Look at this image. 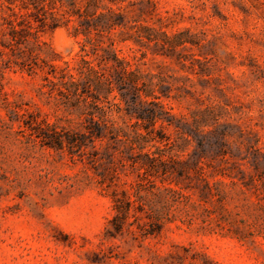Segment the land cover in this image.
<instances>
[{
  "label": "rangeland",
  "instance_id": "obj_1",
  "mask_svg": "<svg viewBox=\"0 0 264 264\" xmlns=\"http://www.w3.org/2000/svg\"><path fill=\"white\" fill-rule=\"evenodd\" d=\"M115 1L109 5L122 16L111 33L116 57L164 77L170 93L160 101L177 120L222 108L220 123L231 126L228 157L209 161L206 148L202 192L186 187L195 180L152 179L143 208L133 203L116 232V190L136 180L129 167L116 174V143L96 142V157L89 145L79 156L27 138L23 120L69 128L38 91L50 65L75 66L82 48L93 64L102 54L74 34L75 22L46 27L26 48L3 49L10 61H0V264H264V0ZM134 25L151 27L157 40L135 41ZM164 38L187 42L170 47ZM114 95L108 101L118 103ZM121 114L113 109L109 118ZM163 133L174 139L172 127ZM255 149L256 169L248 162Z\"/></svg>",
  "mask_w": 264,
  "mask_h": 264
},
{
  "label": "trees",
  "instance_id": "obj_2",
  "mask_svg": "<svg viewBox=\"0 0 264 264\" xmlns=\"http://www.w3.org/2000/svg\"><path fill=\"white\" fill-rule=\"evenodd\" d=\"M115 0H0V12L6 11L7 16H1L0 23V61L5 53L3 49L13 52L15 49L26 48L36 34L45 30L67 26L75 22L73 32L83 35L85 41L92 45V50L102 51L99 61L93 64L86 59L88 55L84 48L80 60L75 66L58 68L50 65L48 75L42 78L43 83L38 89L40 95L48 101H53L55 108H60L65 114L58 121L69 124V128L57 129L54 124L45 120L36 121L33 118L23 120L27 138L38 141L41 145L62 150L69 154L81 156L89 145L93 155L98 156L95 143H116V174L131 168L136 174V180L130 182L129 189L116 190L115 230L119 232L124 220L133 205L142 209L144 192L155 188L152 179L161 182L169 180L176 185L185 180H195L193 186L199 189L197 182H206L201 176L206 148H212L213 155L209 161L225 159L227 131L231 126L220 123L224 116L222 108L206 106L194 111L192 121L186 122L175 119L165 110L160 98H168L170 88L165 85L164 77L159 74L144 72L139 68L130 70L129 63L119 60L111 47L114 41L111 33L116 26L121 25L120 14L116 13L109 3ZM135 41H156V31L149 26L134 25ZM94 39L91 40L90 36ZM187 41H170L163 39V43L170 47L181 45ZM190 42V41H189ZM191 43V42H190ZM102 44H106L105 47ZM144 55V54H142ZM143 57V56H142ZM36 61V57L33 58ZM204 65L206 62L195 61ZM74 70L75 73L71 71ZM200 74L203 69H200ZM113 101L108 97L114 92ZM174 95L173 98H181ZM105 103V104H104ZM122 104V106H121ZM122 113L120 121L109 118L112 110ZM159 125V128H156ZM164 127H172L175 131L174 139L163 133ZM239 134L242 135L241 131ZM122 146L120 149L119 146ZM193 147L191 152L189 148ZM114 148V147H113ZM248 149V148H247ZM184 153L187 157L184 158ZM250 165L255 167V158L259 157L257 150L252 151ZM262 155V154H261ZM110 156V154H109ZM231 157V155H229ZM254 158V159H253ZM112 160V159H110ZM240 160H247L241 157ZM221 175L231 176L220 171ZM117 176V175H116ZM264 185V183H263ZM129 190L130 195H129ZM168 191L177 193L168 188ZM133 196L134 200L130 197ZM137 219V217H135ZM153 223H149V226ZM145 226V224H143ZM154 229L147 230L154 234Z\"/></svg>",
  "mask_w": 264,
  "mask_h": 264
}]
</instances>
